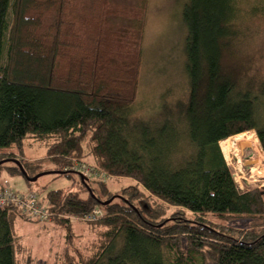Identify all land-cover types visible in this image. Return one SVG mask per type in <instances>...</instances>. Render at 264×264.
<instances>
[{
    "label": "trees",
    "instance_id": "1",
    "mask_svg": "<svg viewBox=\"0 0 264 264\" xmlns=\"http://www.w3.org/2000/svg\"><path fill=\"white\" fill-rule=\"evenodd\" d=\"M73 6L0 0V161L18 158L30 175L51 161L71 177L90 158L101 179L91 182L104 196L95 187L44 196L71 247L53 264H264V188H240L220 146L254 130L264 150V0L188 1L189 100L154 121L133 114L147 1L126 31L103 14L77 19ZM26 139L45 142L47 156L29 159ZM4 171L23 175L3 163L0 185ZM119 177L133 180L116 191L129 201L102 205L116 194L105 181ZM96 207L103 215L84 229L91 239L76 246L73 221L60 213ZM18 218V206L0 205V264H20ZM167 218L175 220L161 225Z\"/></svg>",
    "mask_w": 264,
    "mask_h": 264
},
{
    "label": "rangeland",
    "instance_id": "2",
    "mask_svg": "<svg viewBox=\"0 0 264 264\" xmlns=\"http://www.w3.org/2000/svg\"><path fill=\"white\" fill-rule=\"evenodd\" d=\"M143 1L110 0L109 4L105 6L102 4V0H73L74 6L70 13L77 19H96L103 14L114 28L126 31L131 26H138V23L131 18L130 12L134 8L140 7ZM146 1L147 13L143 35V63L133 114L134 117L142 120L154 121L161 119L162 113L169 109L178 111L189 100L191 86L186 67L185 52L187 26L183 17L184 8L189 0ZM245 1L252 3V0ZM259 143L261 144L260 140ZM24 150L29 159H41L47 156V144L43 141L26 139ZM258 152L257 147L248 146L241 150L239 157L233 154L229 157L225 156L236 181L242 189L264 188L263 147L262 152ZM248 157L259 159L261 163L247 164L246 160ZM87 161L89 163H87L86 168L91 169L81 170L87 176L86 182L78 174L73 173V176L68 177L64 175V172L53 171L62 170L54 169L56 165L51 161H45L43 166L38 169L37 174L46 173L32 182L31 189H28L29 183L27 179L20 174H10L4 171L2 173V182L8 180L11 184L10 186L19 192L36 191L41 201H47L44 196L51 189L80 191L85 196L86 193L84 191L94 194L93 188L95 187L98 193L103 195L99 192L101 185L91 182L93 180H101L98 177L99 175L92 173L95 168L93 161L90 158ZM35 175L29 174L31 177ZM80 181L83 186L80 185ZM105 182L110 193H116V191H121L122 186L132 184L133 180L129 177H119L107 179ZM114 199L129 201L122 193H116L109 198L111 201ZM24 217L26 219L18 218L15 221V233L20 236V243L22 244L19 253L20 264H26L28 260H30V264H53L58 254H62L66 248H71L66 240V229L59 225L58 221ZM170 220L175 219L167 218L160 224L164 225ZM72 221L75 244L82 247L80 244L91 239L90 234L84 230L87 226L86 221ZM232 224L248 226L249 222L234 221ZM121 243L122 240L118 238L109 248V252L115 251ZM210 264L215 263L211 262Z\"/></svg>",
    "mask_w": 264,
    "mask_h": 264
},
{
    "label": "built area",
    "instance_id": "3",
    "mask_svg": "<svg viewBox=\"0 0 264 264\" xmlns=\"http://www.w3.org/2000/svg\"><path fill=\"white\" fill-rule=\"evenodd\" d=\"M79 170L91 169L79 165ZM90 172V171H89ZM8 180L0 185V205L18 206L22 214L31 219L51 220L55 212L49 207L48 201H41L36 191L19 192L14 190ZM103 215L101 207H96L85 215H71L60 213L61 217L70 218L71 220L93 221Z\"/></svg>",
    "mask_w": 264,
    "mask_h": 264
},
{
    "label": "bare ground",
    "instance_id": "4",
    "mask_svg": "<svg viewBox=\"0 0 264 264\" xmlns=\"http://www.w3.org/2000/svg\"><path fill=\"white\" fill-rule=\"evenodd\" d=\"M243 140L249 141L251 143V146L257 147L259 152H262V147H261V144L259 143V138L256 132L247 131V132L234 135L227 139H224L220 142V146L222 148L224 155L226 157H229L231 154H233L234 156L239 157L240 152L243 149L240 146ZM256 162L261 163V160L257 159Z\"/></svg>",
    "mask_w": 264,
    "mask_h": 264
},
{
    "label": "water",
    "instance_id": "5",
    "mask_svg": "<svg viewBox=\"0 0 264 264\" xmlns=\"http://www.w3.org/2000/svg\"><path fill=\"white\" fill-rule=\"evenodd\" d=\"M240 146H241V148H247L248 146H251V143H250L249 141H247V140H243V141L241 142V145H240ZM8 161L15 162V163L20 167V169H21V171H22L24 177H25L27 180L31 181V182L36 181L40 176H42L44 173H46V172L39 173V174H37V175L31 177V176H29L28 172L25 170V168H24L23 164L20 162V160H19V159H16V158H6V159H3V160L0 161V165L3 164V163H6V162H8ZM246 163H247V164H250V165H251V164H254V163H256V159H252V157H251V158L248 157L247 160H246ZM53 171H57V172H65V171H60V170H53ZM70 172L77 173L78 175L81 176L82 180H83L84 182H86V180H87V176H85L83 172H81V171H79V170H72V171H70ZM110 202H111V200L101 201V204H102V205H106V204H108V203H110Z\"/></svg>",
    "mask_w": 264,
    "mask_h": 264
}]
</instances>
